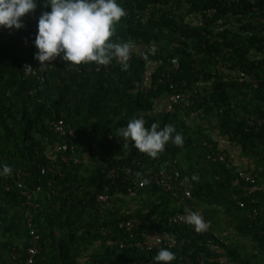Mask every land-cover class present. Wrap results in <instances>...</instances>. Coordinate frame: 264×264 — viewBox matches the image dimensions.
I'll return each mask as SVG.
<instances>
[{"label": "trees", "instance_id": "obj_1", "mask_svg": "<svg viewBox=\"0 0 264 264\" xmlns=\"http://www.w3.org/2000/svg\"><path fill=\"white\" fill-rule=\"evenodd\" d=\"M133 1L116 0L129 13L114 25L110 42L142 43L152 52L144 50L134 56L127 70H122L123 66L115 59L104 69L97 68L95 62L67 66L60 58L59 62H46L47 66L39 67L40 62L34 59L38 51L34 44L38 20L43 12L51 11L50 5L44 7L41 0H36L33 12L21 18L22 28L0 27V173L4 165L10 166L12 173L19 167L28 168L32 173L29 184L43 188L39 200L45 207L44 221H37L42 244L38 263L157 264L154 257L158 252L121 250L116 244L117 240L126 239L117 224L132 217L153 221L149 228L138 230L142 239L144 232L161 229L185 239L184 248L171 251L176 258L168 264H180L184 256L193 260L205 256L213 264H222L221 260L230 264H258L261 256L263 262L264 45L256 43H263L264 34L249 19L253 17V8L264 6V0H178L186 7L191 5L183 15L157 7L158 3L167 4L170 0H136L141 10L139 17L130 5ZM209 8L217 9L213 21L222 30L203 29L185 21L189 15ZM246 32L255 34L250 37ZM225 48L231 49L229 58L224 54ZM218 56L229 68L240 66L247 74L255 75V79L244 83L230 81L226 70L219 66ZM25 65L33 70L26 71ZM169 69H173L170 82L179 87L191 88L198 82L211 84L209 88H198L188 108L162 114L158 111L160 101L171 91L169 84L159 80ZM148 74L157 88L144 92L141 89ZM134 117H142L146 128L153 123L160 128L173 125V136L181 134L183 146L169 141L158 158H151L133 148L132 143L129 146H124V141L120 146L113 143L108 134L116 136L117 129L126 127ZM58 120L74 130L71 143L76 145L79 158L86 157L89 162L64 166V177L56 172L45 176L36 164L47 162L48 151L57 141L48 124ZM226 144L240 149L241 159L256 175L255 185L239 177L237 171L241 167L231 158L229 148H223ZM209 147L214 152L226 153L232 166L209 163L205 159L211 152ZM94 151L104 156L109 165L135 159L144 170L156 168L168 159H178L185 177L192 179L198 172L202 178L194 192L197 208L211 207V213L204 211V214L216 225L219 210L222 211L241 238L254 243L253 252L243 249L241 253L233 245L219 242L215 233H197L188 224L168 227V218L182 210L178 199L159 188L141 191V198H113L101 218L96 198L107 186L110 194L126 193V184L122 180L113 182L97 161L91 164L90 155ZM254 187L261 190L253 192ZM116 204L123 211L133 204L136 209L129 214L113 212ZM100 226L114 231L112 242L101 236ZM213 231L216 232L215 228ZM28 238L29 230L15 192L6 193L0 187V264H13L9 251L15 245L25 256ZM95 245L98 249L91 252L90 247Z\"/></svg>", "mask_w": 264, "mask_h": 264}, {"label": "built area", "instance_id": "obj_2", "mask_svg": "<svg viewBox=\"0 0 264 264\" xmlns=\"http://www.w3.org/2000/svg\"><path fill=\"white\" fill-rule=\"evenodd\" d=\"M238 1V0H237ZM137 11V17L140 16L141 10L138 8V2L135 0L130 3ZM157 7L160 9H168L169 11H173L176 14L183 15L186 8H191V5L188 4L186 7L184 2H180L178 0H170L169 3L163 4L158 3ZM164 11V10H163ZM126 12V11H125ZM129 12H126V14ZM131 14V12H130ZM150 15L149 12H147ZM217 14L216 8H209L203 11H199L194 15H189L185 21L191 24H197L201 26L203 29L210 28L211 30L217 31L218 29H223L219 26L217 22H214V18ZM253 17L249 19L252 23L253 27L256 28L257 31L264 33V6L263 7H255L252 10ZM220 27V28H219ZM230 28V27H229ZM232 29V28H230ZM255 32H246L245 34L252 37ZM132 50L130 60L137 55H140L142 51L152 52L150 48L146 45L140 44H132ZM231 49L225 48L224 54L227 58L230 57ZM217 59L220 62V67L223 68V71L226 70L227 77L230 81H237L239 83H244L247 81H253L255 79V75L247 74L245 71L240 68V66H235L234 68H229L224 63L222 57L218 56ZM59 62V58L53 60L52 62ZM174 64H177V60H174ZM96 65V64H95ZM97 66V65H96ZM100 69H104L105 66H99ZM173 69H169L166 74H162L159 83L169 84V89L171 92H168L163 99L160 101V106L158 107V111L162 114L165 113H173L179 109H186L192 103V98L197 94L198 88H209L211 82H198L195 86L191 88H183V86L174 85L170 82L172 78L171 71ZM254 86L257 87V83H254ZM157 86L153 84L151 74L147 75V79L142 87V91L147 92L151 90H156ZM261 123V122H260ZM49 130L56 134L57 141L54 144L53 149L48 151V160L45 164H36L39 172L42 175L47 176L53 172H56L61 177H64V166H78L82 164L84 160L89 162L88 158L80 159L76 145L72 144L73 138L75 136L74 130L69 128L63 120L51 121L49 124ZM109 139L113 141L116 145L120 146L123 144L122 138L114 136L109 133ZM134 143V142H133ZM211 152L206 155L205 159L209 163H221L226 165L227 168L232 166V160L228 158L227 154L224 152H214L212 147H209ZM91 164L98 162L99 166H103L105 169L107 176L113 180V182L117 180H122L126 184V193L124 192H115L114 194H110V187H106L102 194H100L95 201V206L101 214V218H103L104 209L108 208L109 202L113 198L120 199H134L141 198L140 192L146 189L159 188L165 194L169 195L171 198L179 200V207L182 210L181 212H177L171 215L166 225L168 227L173 226H185L187 223L184 218L192 212H197V198L194 196V192L199 189V185L201 184V176L198 172H195L194 175L198 177V180L189 179L185 183V176L183 175V171L181 168V162L178 159H168L162 162L161 165L156 168H148L144 170V166L135 159L125 162L122 165L114 164V162L109 165L105 160L104 156H102L99 152L94 151L92 153ZM116 160V159H114ZM121 160V158H120ZM35 165V163H33ZM238 175L240 178L244 179L246 182L251 185H255L256 183V175L250 172L248 169L240 168L238 171ZM136 173H140L141 175L138 177ZM143 180L149 181L147 184H142ZM32 181V173L28 168L19 167L13 171L12 174L5 176H0V187L4 189L6 193L15 192V196L18 201V208L22 213V217L27 225L29 230V238H28V249L25 256H23L19 251V245H15L9 251V258L11 259L13 264H39L38 259L42 254V244H41V234L40 229H38V219L42 222L44 218L42 217L44 213V205L40 202L39 197L42 193V186L36 185L31 186L29 182ZM121 181V182H122ZM122 182V183H123ZM49 186H52V183H49ZM257 189L261 188H253V192ZM239 205L243 206V203L239 201ZM136 206L130 205L129 210H122L119 204H116L112 209L113 212L117 210L123 211L126 214L132 213ZM205 222L209 224V227L206 232H211V222L204 218ZM152 220L150 219H140L139 217L126 218L122 221H119L117 227L119 230L123 231L126 234V239L123 241H116L119 248L121 250L129 249V250H139L145 252H158L161 249H167L169 251L180 250L184 248L186 242L185 239L180 238L173 234L165 233V230H155L153 232L146 233L142 235L144 238H141L139 233V229L149 228L152 225ZM100 234L103 237H107L109 242H112L114 238V231L110 228L99 227ZM155 237V238H154ZM217 240L222 243V240L217 237ZM214 253V251H213ZM212 253V254H213ZM122 264H142L137 261L122 263ZM180 264H213L212 260H208L205 256L197 257L193 260L191 257L184 256L181 260Z\"/></svg>", "mask_w": 264, "mask_h": 264}, {"label": "clouds", "instance_id": "obj_3", "mask_svg": "<svg viewBox=\"0 0 264 264\" xmlns=\"http://www.w3.org/2000/svg\"><path fill=\"white\" fill-rule=\"evenodd\" d=\"M44 7L50 5V12H43L38 20V34L34 44L38 51L34 59L39 61V67L47 66L57 58L67 62V66H77L95 62L99 66H108L115 59L127 70L133 45L129 43L110 42L120 19L126 15L125 10L116 0H41ZM37 7L36 0H0V27L20 29L24 25L21 18L33 12ZM25 70L31 72L33 68L25 65ZM146 121L132 118L126 127L117 129V137L122 138L124 146L137 149L151 158H158L165 150V145L171 141L177 147H182L184 138L175 134L173 125L168 124L160 128L153 123L150 128L145 127ZM134 142V143H133ZM12 168L4 165L2 175L8 176ZM139 177L141 174L136 173ZM193 180L198 177L193 175ZM188 177H185V183ZM149 181L143 180L142 184ZM188 225L194 227L197 233L208 229L209 224L203 216L192 212L184 218ZM155 238V237H154ZM175 254L167 249H161L155 255L157 264H168L175 260Z\"/></svg>", "mask_w": 264, "mask_h": 264}, {"label": "rangeland", "instance_id": "obj_4", "mask_svg": "<svg viewBox=\"0 0 264 264\" xmlns=\"http://www.w3.org/2000/svg\"><path fill=\"white\" fill-rule=\"evenodd\" d=\"M259 33H261V32H259ZM261 34H264V33L262 32ZM263 37H264V35H263ZM260 45H264V41H263L262 44L256 43V46H260ZM148 76H149V74H148ZM133 205L136 206V204H133ZM211 210H212L211 207H206V206H203V205H200V207L197 208L198 214L202 215L203 219L206 218L205 215H204V211H206L208 213H211ZM218 218H219V220H218L219 224L216 225L217 226L216 228H217V231L222 234V235L219 234V236L221 238H224V240L227 242V244H231L234 247H236L239 252L242 253L243 249H244L245 252L252 253L253 250H254V247H253L254 243L252 241H250L249 239H247L246 237L241 238V236L235 230L234 224L233 223L231 224V219L228 218L227 215L223 214L222 211H220V210H219ZM212 226L214 228L215 225H213V223H212ZM98 247H99L98 245L91 246L90 247V251L93 252V251L97 250ZM258 259L261 261L262 257L260 256ZM258 264H261V263L258 262Z\"/></svg>", "mask_w": 264, "mask_h": 264}, {"label": "crops", "instance_id": "obj_5", "mask_svg": "<svg viewBox=\"0 0 264 264\" xmlns=\"http://www.w3.org/2000/svg\"><path fill=\"white\" fill-rule=\"evenodd\" d=\"M223 148H229V150H230V156H231V158L233 159V161H235V163L236 164H238V165H240V167L241 168H244V169H249V167H248V165H247V162L244 160V159H241V155H240V149L239 148H235V147H229V145H225ZM234 149V150H233ZM243 166V167H242ZM206 214V213H205ZM204 214V215H205ZM205 217L208 219L209 217L207 216V215H205ZM210 222H211V225H212V223H213V225H215L214 226V228H215V230H216V232L215 231H213V226H212V228H211V232H213V233H215V237L217 238H219V239H221L222 240V243H225V244H227V242L224 240V238H221L220 236H219V234H221V233H219L218 231H217V226H216V224L209 218L208 219ZM222 235V234H221ZM223 237V236H222ZM221 262H222V264H230L228 261H226V260H221ZM255 263V262H254ZM260 263L261 264H264V261L263 262H261L260 261Z\"/></svg>", "mask_w": 264, "mask_h": 264}]
</instances>
